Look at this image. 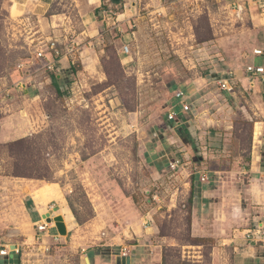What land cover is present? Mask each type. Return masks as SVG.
Segmentation results:
<instances>
[{"label": "rangeland", "instance_id": "rangeland-1", "mask_svg": "<svg viewBox=\"0 0 264 264\" xmlns=\"http://www.w3.org/2000/svg\"><path fill=\"white\" fill-rule=\"evenodd\" d=\"M96 1L51 0L38 15L19 10L30 0H0V131L32 130L18 133L28 132L29 142L11 149L0 143V243L15 250V239H29L22 264H86L88 250L111 246L124 229L131 230L128 244L146 241L141 230L150 215L148 225L156 223L165 237L163 264H209L208 251L199 263L186 245L191 182L198 171L236 181L243 175L233 169L253 155L264 162V85L248 88L239 57L259 44L255 38L264 41V30L236 21L217 0ZM95 20L98 28L87 29ZM71 38L74 63L56 70L63 97L50 70L16 86L27 77L20 61L37 49L50 53L53 39L65 49ZM230 72L240 78L234 92L219 83ZM46 76L42 85L31 82ZM178 89L190 96L192 110L171 121ZM21 157L32 177L13 175ZM233 190L224 187L228 196ZM47 210L54 218L44 234L38 224ZM58 215L67 235L57 229Z\"/></svg>", "mask_w": 264, "mask_h": 264}, {"label": "crops", "instance_id": "crops-1", "mask_svg": "<svg viewBox=\"0 0 264 264\" xmlns=\"http://www.w3.org/2000/svg\"><path fill=\"white\" fill-rule=\"evenodd\" d=\"M30 2L27 7L22 6V3L20 5L19 2V10H26L27 13L39 15L45 13L51 3H53L51 0H30ZM131 3L133 6L137 5L135 2ZM99 5L101 4H97L95 7H100ZM99 11L100 9L97 8V12ZM92 16L95 17V15ZM245 20L251 22V27L253 25L252 28L258 31L264 30V0H256L248 7ZM256 20L258 21L255 22ZM94 27L98 28L96 20L91 22L87 29H94ZM255 42H259V44L255 45V47H253L254 49H250L249 51L241 50L240 52L239 57L243 61L245 59V66L253 62L264 63V56H258L254 53L255 49H262L264 51V44L260 43H264V41L257 37L255 38ZM60 48L64 49L63 46ZM74 57H76V55L74 56L72 54L68 56L63 54L56 64V70L61 71L67 68L68 64L74 63ZM79 57L77 59L81 60L84 65L88 63L87 57L85 58L81 54ZM56 70H53L51 73L58 74L60 77V73L56 72ZM43 71L47 72L48 70ZM37 74L36 76H38ZM19 78H22V76ZM44 78V81L34 78L31 82L34 86L37 83L42 85L44 82L48 81L49 76ZM197 91L199 90H195L194 94L197 93ZM177 109L180 110V107L178 106ZM2 128L3 127H1L0 131V143H6L23 137L27 135L26 133L28 132L23 135L21 134L22 136H19L20 134L18 133L30 130L28 127ZM233 170H237L235 172L243 175L242 178L236 181L217 180L214 179L213 174H209L208 176L201 171H198L194 181V177L192 178L191 187L194 185V194L191 202L190 235L193 239L206 240L186 244L188 247H191V249H194V253L199 254L197 256L193 255V257L197 259L196 262H201L199 259L203 257L206 250L209 252V264H264V236L257 235L255 239L247 237L250 229H264V162H262L261 155H253L247 166L242 164L239 169ZM211 171L212 170H209L208 173H211ZM203 175L206 176L204 182L200 180V177ZM230 185L231 187L234 186V190L232 195L228 196L226 195L227 193L224 192V187H229ZM46 213L47 212L44 213V217ZM148 216L149 218H144L145 223H150V221H152L150 215ZM145 228L146 229L143 228L141 232L145 233V231H147L146 241H141L140 243L133 241V243L128 244L127 241H129V238L127 235H131V230L128 229L129 232L127 234V231L124 229L123 234L119 233L110 238L113 239L111 246H109L110 248L108 246L104 248V246H102L103 244H101L100 247L102 248H92L88 250L84 254L85 263L88 264V259L90 264H118L117 258L123 256V250L126 249L128 251V256H131V264H163L164 245L162 241L165 240L162 239L165 237L160 236V229L156 223L150 226L148 225ZM136 233L138 234L137 231ZM75 237L77 238V236ZM157 238H161V242L158 241L156 243L155 239ZM14 241L15 243L11 244V246L14 245L21 249L20 253L15 254L11 252L7 256H0L4 264H17L19 258H24L23 255L25 253H23L22 249L25 248V244L28 245L29 239H15ZM76 241H73L75 246L79 243L78 238ZM138 241H140V239H138ZM6 245L7 244L0 243V246ZM115 245L119 247L118 250L115 249ZM83 250L86 251L87 249Z\"/></svg>", "mask_w": 264, "mask_h": 264}, {"label": "built area", "instance_id": "built-area-1", "mask_svg": "<svg viewBox=\"0 0 264 264\" xmlns=\"http://www.w3.org/2000/svg\"><path fill=\"white\" fill-rule=\"evenodd\" d=\"M219 3H221L223 8H226L230 11V14H233L235 17L234 19L236 21H243L245 20V15L247 12L248 7L256 1V0H217ZM106 13V10L104 11ZM61 42L59 40H50L48 44V50L50 53L46 54V51L44 48L37 49L34 53V56L30 57L27 60L20 61L17 65L19 70H24L25 74H27L26 78H22L21 80H18L16 82V86L20 88V86H26L27 84V78L28 76H33L36 73H39L42 70H56V64L61 59L63 54L65 55H72L77 50V43L74 38H71V40H67L65 42V49L64 53L60 49ZM123 51L125 53H128L130 51V48L128 45L123 47ZM255 55L258 56H264V51L262 49H255L254 50ZM38 63L39 67L34 68V65ZM244 78L248 80V88L253 89L255 87V82L258 81L260 84L264 85V63H250L245 66V69L243 70ZM237 79L240 80L238 77L237 72H230L229 75L226 78H223L220 80V86L224 91L227 92H234L236 89V81ZM1 91V90H0ZM1 95V94H0ZM174 99L176 100V104L172 105L168 117L171 121H176L177 117L181 112H187L192 110V104L190 101V96L187 94V92L183 89H178L174 94ZM180 107V110L177 109V107ZM180 161L176 160L171 163V166L174 168L178 166ZM202 181L206 180L205 176L201 177ZM51 223H48V220L45 219L38 224V229L40 233L48 234L49 229L51 227ZM146 226H148V223H145ZM257 235L264 236V229L257 228V229H250L247 237L255 239L257 238ZM54 239L56 241H59V235H53ZM38 240H42V237H38ZM15 250H10L7 246H0V256H6L9 255V253L14 252L19 254L20 249L15 246ZM128 251L126 249L123 250V256H127Z\"/></svg>", "mask_w": 264, "mask_h": 264}, {"label": "trees", "instance_id": "trees-1", "mask_svg": "<svg viewBox=\"0 0 264 264\" xmlns=\"http://www.w3.org/2000/svg\"><path fill=\"white\" fill-rule=\"evenodd\" d=\"M114 1V0H113ZM116 2H118V1H116ZM209 39H211V37L209 38ZM72 69H74V68H72ZM74 71H76L75 69H74ZM52 77V84H53V86L56 88V91H57V93H58V96H61V97H63L64 95H65V92L66 91H64V90H62L61 89V85H60V82H61V78L58 76V74H52L51 75ZM70 82V81H69ZM31 140V138L30 137H23V138H21V139H19V140H17V141H10V142H6V143H2V145H5V146H7L8 148H10L11 149V147L12 146H15V145H18V144H24V143H26V142H29ZM12 151V150H11ZM22 151V150H21ZM12 156H14V154L12 153ZM21 159V161L19 162V160L17 161V162H15L14 164H13V166H14V170H15V166L16 165H20V163L22 162V157L20 158ZM31 166V165H30ZM19 169L20 170H18L17 169V171L15 172V171H13V175L14 176H17V177H32L34 174H33V172L32 173H30V172H25V170H24V168L23 167H21V165L19 166ZM194 179H195V177L193 178V181H194ZM193 187H194V185H192V190H191V202H192V197H193V194H194V189H193ZM190 211H191V209H190ZM190 222H191V215L189 216V224H190ZM190 237H191V235H190ZM199 241H206V240H201V239H193V238H191V242H199ZM17 264H21V260H20V258L17 260Z\"/></svg>", "mask_w": 264, "mask_h": 264}, {"label": "water", "instance_id": "water-1", "mask_svg": "<svg viewBox=\"0 0 264 264\" xmlns=\"http://www.w3.org/2000/svg\"><path fill=\"white\" fill-rule=\"evenodd\" d=\"M48 221L51 222L52 218L49 216ZM57 229L61 235H67L68 229L65 222V218L62 215H58L55 217ZM87 263L90 264L89 260L87 259ZM118 264H131V256H119L117 258Z\"/></svg>", "mask_w": 264, "mask_h": 264}, {"label": "bare ground", "instance_id": "bare-ground-1", "mask_svg": "<svg viewBox=\"0 0 264 264\" xmlns=\"http://www.w3.org/2000/svg\"><path fill=\"white\" fill-rule=\"evenodd\" d=\"M53 214H54V213H53V211H51V210H50V211H48V212L45 214L46 221L48 220V217H49V216H50L51 218H54V217H52V216H53ZM52 223H53V222H52ZM52 223H51V224H52Z\"/></svg>", "mask_w": 264, "mask_h": 264}]
</instances>
